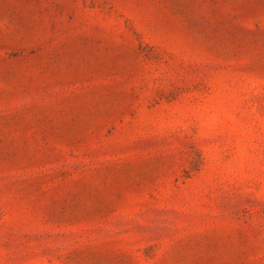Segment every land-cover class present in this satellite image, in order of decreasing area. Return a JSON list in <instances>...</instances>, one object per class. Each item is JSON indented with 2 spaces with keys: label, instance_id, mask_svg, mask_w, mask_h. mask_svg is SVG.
Segmentation results:
<instances>
[{
  "label": "rangeland",
  "instance_id": "obj_1",
  "mask_svg": "<svg viewBox=\"0 0 264 264\" xmlns=\"http://www.w3.org/2000/svg\"><path fill=\"white\" fill-rule=\"evenodd\" d=\"M0 264H264V0H0Z\"/></svg>",
  "mask_w": 264,
  "mask_h": 264
}]
</instances>
